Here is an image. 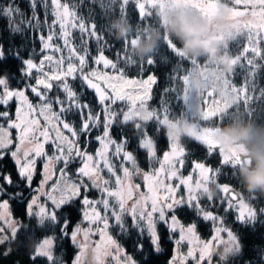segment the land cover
I'll use <instances>...</instances> for the list:
<instances>
[{
    "label": "snow or ice",
    "instance_id": "snow-or-ice-1",
    "mask_svg": "<svg viewBox=\"0 0 264 264\" xmlns=\"http://www.w3.org/2000/svg\"><path fill=\"white\" fill-rule=\"evenodd\" d=\"M27 2L30 14L22 12L16 0H9L7 4L0 6V14L8 20V31L11 34L19 35L22 40L29 38L38 40L41 44L39 61L31 55L27 58L21 56V49L10 54L20 61L19 71L23 83L19 88H12L9 85V79H15L14 76L10 73H0V121H2L0 122V223L11 229V240L16 238L20 227H26L13 221L8 212L9 200L19 199L25 204L24 213L27 217L35 218L41 227L59 225L60 237L68 239L79 248L74 264H81L82 257L89 249L88 240L92 234L100 236V241L91 249L92 264H151L150 255H144L145 240L149 254L161 252V235L158 230V225L161 224L167 228L169 239H172L174 244L175 253L169 264H186L189 258L194 264H213L215 249L223 243H235L237 235L225 226L224 217L207 211L201 205V198H206L209 205L219 203L225 213L235 209L237 212L235 219L241 224L254 225L260 216H264V207L257 209L246 202L243 194L234 186L218 182L225 167L231 169L232 176L236 177V170L243 163L242 153L234 148L223 147L212 127L201 128L198 123L190 120L215 119L219 124L233 108L235 109L233 112L243 109V113L252 118L255 111L251 106L253 101L264 98V89L260 90L258 96L255 95L254 83L259 70L264 68V0H226L232 24L221 30L219 34L229 37L235 34L232 42L238 38L245 41L239 54H231V63L234 66L232 72H225L219 65L210 62L201 65L197 60L187 57L173 39L162 37V46L176 57L191 64L190 70L182 69L180 65L174 69L176 78L185 85L183 95L176 92L177 100H181L186 109L183 114L188 117L185 134L203 149L207 157H218L215 167L207 161L194 162L193 171L199 178L195 183L191 175L180 179L179 183L187 186V195L179 197L176 195L177 187L166 183L165 179L171 180L178 176L179 169L184 167L189 150L181 146L175 136L168 139L170 150L163 153V162L151 173L139 170L133 153L126 150L128 141L123 135L119 143L111 137V129L118 115L112 106L118 101H130L128 110L120 114L122 123L126 125L133 121L138 112H142V123L135 124L139 146L148 150L147 156L150 160L156 157V146L147 131V124L157 121L163 125L170 119L168 108H165L161 114L147 107V101L152 98V86L158 80L157 76L152 73L147 79H124L123 69L105 56L104 49L107 45L99 47L97 55L92 58V64L102 65L104 69H113L118 75L110 76L107 72L98 71L96 67H89L90 53L86 42L85 47L77 52L70 42L72 37L68 29H78L82 39L87 36L99 44L103 40L99 33L105 30V25L98 29L95 23L86 24L76 18L69 4L62 3V0H27ZM117 2L120 15L125 17H127L128 5L130 3L134 5L138 25H145L148 20L155 19L157 11L163 15L168 6L189 8L205 18L214 15L219 8L218 0H112V4ZM38 5L44 8L43 20L37 12ZM49 14L52 17L50 22ZM54 39L61 40L63 47L54 45ZM135 42V39L120 41V51L115 53L117 61H123L126 65L137 64L130 63L125 55L128 47ZM63 48H67L69 52L66 67L65 57L62 54L59 59L47 54L51 51L62 53ZM157 53L140 61L141 68L144 65L154 66V57ZM73 58L76 63H72ZM7 59L5 48L0 44V62H5ZM237 67L245 71L239 86L233 82ZM181 72L186 74L180 75ZM70 80H79L81 89L91 90L98 104L102 106L105 115L103 131L100 135L92 137L93 131L101 126L99 114L93 112L91 106L83 99L84 92L76 91L69 83ZM113 80L127 85H138L137 90L141 94L129 95L112 84ZM101 81L107 83L111 94L101 87L99 83ZM29 91L36 98L35 104L27 95ZM169 91L176 90L165 89V93ZM205 94L213 98V102L209 105L207 101H203L202 106V98ZM217 96L220 97L219 100L215 99ZM13 102L16 103L14 112L9 110ZM73 115L78 118V124L69 119ZM174 116L176 115L172 114V117ZM37 117L43 118V124ZM61 129L67 130L70 136L65 135ZM13 130L17 133L15 137L12 135ZM81 137L85 145L83 150L80 147ZM90 137L100 145L95 156L87 151V146L91 143ZM46 146L51 147L52 155L48 154ZM111 146H115V156L123 157L120 169L122 176L116 174V169L108 160ZM41 158H43L41 186L35 190L30 200H25L24 193L18 189L21 186L25 190L32 188L37 171L36 163ZM5 159H11L18 180L4 170ZM78 160L80 166L73 173H69L70 166ZM126 162H131L132 167L123 166ZM55 165L61 166L58 169V179L53 180L50 191H46L45 186L49 184V180L57 176ZM104 170L111 174L112 180L102 178L101 173ZM136 175H142L147 181L150 195L138 193L140 185L132 182ZM162 175L165 179H161ZM210 185L216 187L215 195H205ZM9 188L12 189L11 193L8 191ZM91 189L97 190V198H89L88 192ZM161 191L165 195L161 196L159 194ZM41 196L46 199L42 201ZM75 201L80 202L83 209L82 221L89 227L85 228L78 223L69 232L70 221L65 217L63 223H60L57 212L63 207L73 205ZM182 206L195 210L204 221L212 222L213 230L209 239L201 240L197 234L196 223L188 225L181 223L176 212ZM112 227L118 228L121 235H127L132 239L134 251L141 255L142 262L129 255L109 233ZM3 233L4 228L0 227V244L9 241V236ZM174 234L178 235L174 238ZM57 239V236L50 235L37 242L30 256L32 264H38L41 259L47 264H63V261L55 255ZM185 243L190 247L187 253L183 254L179 249ZM193 244L196 247H191ZM7 254L8 252L4 253Z\"/></svg>",
    "mask_w": 264,
    "mask_h": 264
},
{
    "label": "trees",
    "instance_id": "trees-1",
    "mask_svg": "<svg viewBox=\"0 0 264 264\" xmlns=\"http://www.w3.org/2000/svg\"><path fill=\"white\" fill-rule=\"evenodd\" d=\"M8 2L9 0H0V6H3ZM16 3L21 8L22 12H24L25 14H30L27 0H16ZM62 3H68L70 9L74 11L76 18L83 20L86 24L95 23L98 29H101L102 26L105 25V30L100 31L99 33L103 37V40L99 44H97L93 39L87 36H84L82 39L81 33L78 29H68L71 32L72 37L70 42L72 46L76 48L77 52H79L82 47H85L86 42L87 50L90 53L89 67H96L98 71L105 70L116 72L115 70L110 68L104 69L102 65L94 66L92 64V58L97 55L99 47L101 45H107V47H105L104 49L105 56H107L109 59H112L113 62H116L118 64V67L123 69L124 75L134 78H147L149 74L154 73L157 76V83L153 85L152 98L148 102V106L151 110H155L162 114L164 109L168 108L171 119L180 117L184 120H188L187 115L183 114V112L186 110L183 102L181 100H177L176 98V92H179L181 95H183V89L185 85L181 80L176 78L174 69L177 67V65H180L182 69L190 70V62L181 60L180 58L176 57L166 47L162 46V43L156 51V53H158L154 57V66L144 65L143 68H141L140 61L146 58H141L137 54L136 50L132 47V45L128 47L125 55L127 56L130 63L137 64L126 65L123 61H117L116 59L115 53L120 51V41H131L132 39H135L136 41V39L140 37H146L150 39L151 35L154 32L163 30L161 25L163 15H161L159 11H157L155 19L153 18L151 20H148L147 24L145 25H138V19L135 13L134 5L131 3L127 8V17L120 15L119 3L117 2L116 4H112V0H62ZM37 12L40 18L43 20L45 14L43 6L38 5ZM118 17L124 18L131 24L132 30L127 37L117 38V29L114 26V21ZM51 19L52 17L49 14L48 21L50 22ZM57 32H59V29H57ZM232 40L230 41L229 48L226 51H228L230 55L239 54L240 50L244 46L245 41L242 38H238L233 42ZM0 44L4 46L6 56H8V59L5 62H0V73H10L12 76H14L15 79H9V85L12 88H19L23 83V81L21 80V73L19 71L21 67L20 61L13 58L10 54L17 49H21V56L27 58V56L31 55L35 60L39 61V59L41 58L39 51L41 48V44L38 40H34L31 38L22 40L19 35L11 34L8 31V20L5 19L2 14H0ZM53 44L63 47L62 41L58 39H54ZM176 44L179 45V41H177ZM50 53L57 59H59L62 54L65 57L66 67V64L68 62L67 57L69 56L67 48H63L62 53L56 51H51ZM121 55H124V53H121ZM197 61L201 65H203L205 62L212 63L211 61H208L206 57H201ZM257 62L259 63L260 61ZM72 63H76L75 58H73ZM241 63H244V61H241ZM87 70L88 69H86V71ZM183 74L186 73H180V75ZM244 75L245 71L237 67L235 75L233 77V82L239 86L243 81ZM69 83L76 91L84 92L83 99L87 101L95 114H99L101 119V126L93 131L92 137L100 135L103 131V121L105 114L102 106L98 104L95 94L91 90H88L86 88L81 89L79 80H70ZM254 83L256 85L255 95L258 96L260 90L264 89V68H261L259 70L258 74L255 77ZM165 89H175L176 91H169L165 93ZM53 91L55 92L56 89H54ZM27 94L28 97L36 103V98L34 97V95L30 91ZM126 103L127 101H120L112 106L113 110L116 111L118 115L111 129V137L113 140L119 143L121 140V136L123 135V137L128 141L126 150L133 153L134 157L137 160V166L139 170L141 172L150 173L148 171L156 169L160 166V163L163 159V153L170 149V141L166 138L165 129L162 125H160L157 121L148 122L147 131L152 136L156 146V157L150 160L147 156L148 150L143 149L139 146V139L137 138L135 128V124L138 122L130 121L126 125L122 123V116L120 114L127 109ZM251 106L253 109H255L252 118L246 116L243 113V109H241V111L239 112H233L235 111V109L233 108L229 110L230 114L226 115L223 122L219 124H217V121L215 119L211 121L194 122L199 123L201 126L212 127L214 129L224 128L232 124L246 125L251 123L258 128L264 126V98L254 100ZM15 107L16 103L13 102L9 110L14 112ZM172 114L176 116L172 117ZM69 119L75 121L77 124L79 123V120L75 115L70 116ZM139 123H142V121H140ZM92 137L89 138L91 140V143L87 146V151L88 153H92L95 156V153L99 149L100 145L94 139H92ZM178 140L180 141L181 146L189 150L188 155L185 157L184 167L182 169H179L180 175H191L195 173L193 171V167L194 162L196 161H207L213 167L216 166L218 157H207L203 149L198 146V144L193 143L186 134L182 137H178ZM80 147L82 150L85 147L83 143V137H81L80 140ZM114 152L115 146H111L108 152V160L116 169V174L122 176V172L120 169L122 166L121 161L123 160V157L115 156ZM78 165H80L79 160L76 163H73L70 168L74 166L78 168ZM3 166L5 171L11 173L13 178L18 180L11 159H5L3 161ZM123 166H128L130 168L132 167L131 162H126ZM60 167V165H57L56 167L57 174ZM42 170L43 164L42 162H40L38 165L37 173L32 183V188L29 190H25L24 187L21 186L18 189V191H22L24 193L25 200H30L31 197L35 194L36 187L39 185L42 179ZM101 175L103 179H113V177L107 172V170H104ZM240 175L241 174L239 168L236 170V177H234L232 176V170L225 167L222 169V175L218 178V182L221 184L229 183L231 186L237 188L243 194L245 200L251 203L257 209L264 207V195H261L259 193H247V191L239 181ZM140 176L141 175H136L134 176L135 178L133 177V179L140 185H144V187H147V181L142 180ZM57 179L58 177L55 176L53 180ZM210 187L211 185L208 187L207 193H209ZM8 191L11 193L12 189L9 188ZM147 192L144 191L143 194H146ZM88 195L89 198H97L98 192L95 189H91L88 192ZM182 195H187V191L183 186L180 190V196ZM209 195H211V193H209ZM4 199H8V197H4ZM41 199L43 201L46 198L42 197ZM201 205L205 207L207 211H212L215 214L224 217L225 226L230 228L239 237V240L243 245L242 253L231 259L229 261V264H264V216H260L258 218V221L254 225L241 224L235 219V216L237 215L235 209L228 213H225L223 211V207L219 203L209 205L206 198L204 197L201 198ZM24 207V202L20 201L19 199L9 200V210L12 214V217L19 220L20 225H25L26 227L19 228L14 240H11V238L9 237L10 242L6 241L5 243L0 244V264H32L30 256L35 244L50 235H55L58 237L55 247V255L63 261V264H72V261L77 254L78 249L68 239L60 237L59 225H51L45 227L39 226L35 218L27 217L25 215ZM49 207H51L50 202ZM82 210L83 209L80 202L75 201L73 205L63 207L57 212L58 221L60 223H63L64 218L67 217V219L70 221L68 230L69 232H71L74 226L81 221ZM101 212L103 214V209H101ZM176 215L184 224L196 223L197 231L201 238L207 239L210 237L213 230L212 222L204 221L201 217L198 216L195 210L187 206H182L178 208ZM158 230L161 235L162 251L159 253L149 254V252L147 251V242L145 240L146 251L144 255H150L151 264H169V261L174 255L175 250L173 240L169 239V233L164 225H158ZM109 232L127 250L129 255L133 256L138 262H142V257L139 253L134 251L133 241L129 236L121 235L119 229L116 227L110 228ZM175 235L178 234H174V237ZM9 249L11 250L9 251ZM5 252H8V254L4 255ZM218 258V256H214L215 260ZM38 264H47V262L41 259L40 261H38ZM186 264H194V261L190 260Z\"/></svg>",
    "mask_w": 264,
    "mask_h": 264
},
{
    "label": "clouds",
    "instance_id": "clouds-1",
    "mask_svg": "<svg viewBox=\"0 0 264 264\" xmlns=\"http://www.w3.org/2000/svg\"><path fill=\"white\" fill-rule=\"evenodd\" d=\"M218 2V11L208 18L182 7H166L161 21L163 30L154 32L150 39L137 38L132 47L141 58H150L162 43V37L167 36L169 39L174 38V43L179 41L178 47L187 57L197 60L206 57L208 61L219 64L223 71L232 72L234 66L231 63V55L226 50L235 34L231 37L218 34L219 29H226L232 24L226 0ZM114 26L117 29V38L127 37L132 30L130 22L120 17L116 18ZM185 125V120L178 117L170 118L169 122L162 126L166 138L170 139L172 136L185 135ZM216 135L223 147L234 148L242 153L243 163L238 166L241 174L239 181L247 193L264 195V126L258 128L251 123L232 124L217 128ZM209 193L215 195L216 187L211 186ZM242 250L243 245L237 236L235 243H223L215 249V256L219 257L221 264H229Z\"/></svg>",
    "mask_w": 264,
    "mask_h": 264
},
{
    "label": "rangeland",
    "instance_id": "rangeland-1",
    "mask_svg": "<svg viewBox=\"0 0 264 264\" xmlns=\"http://www.w3.org/2000/svg\"><path fill=\"white\" fill-rule=\"evenodd\" d=\"M219 3V2H218ZM183 8V7H182ZM185 10H191V11H193L194 13H198V12H196V11H194V10H192V9H189V8H184ZM219 9V8H218ZM218 9H217V11H218ZM216 11V12H217ZM230 16V15H229ZM224 28H221V29H219L218 30V34L220 33V31L221 30H223ZM220 35V34H219ZM47 54H50L51 55V53L49 52V53H47ZM47 69V68H46ZM100 72H107V74L108 75H110V76H116V75H118V73L117 72H111V71H105V70H99ZM124 79H147V78H134V77H129V76H126V75H124ZM100 83V85H101V87L102 88H104L106 91H108L109 92V94H111V89H109L108 88V85H107V83H105V82H99ZM111 83L112 84H115L116 85V87L117 88H119V89H122L124 92H126V93H128L129 95H133V96H135V95H139V94H141L137 89H138V85H127V84H123L122 82H119V81H116V80H113V81H111ZM208 90H210V89H208ZM28 95V94H27ZM152 95H153V86H152V90H151V97H152ZM220 99V97H215V99H217V100H219ZM30 99V98H29ZM34 104H35V102L32 100V99H30ZM127 101V100H126ZM203 101H207L208 102V104L210 105V104H212V102H213V98H210V97H208L206 94H205V96L202 98V106H203ZM118 102H120V101H118ZM148 102L149 101H147V107H148V109L149 110H151L150 108H149V106H148ZM127 109L126 110H124V111H127L128 110V108H129V106H130V101H127ZM137 106H139V104L137 105ZM123 111V112H124ZM38 119H40L41 120V123L43 124V118L42 117H37ZM142 118H143V113L142 112H138L137 114H136V117H134L133 118V121H135V122H140V121H142ZM185 122L186 123H188V120H185ZM190 122H194V121H190ZM197 123V122H196ZM199 124V123H198ZM199 126L201 127V128H203V127H205V126H201L200 124H199ZM213 130L216 132V129H214L213 128ZM61 131H63L64 132V134L65 135H69L70 136V133L67 131V130H64V129H61ZM12 135H13V137H15L16 135H17V133H16V131L15 130H13L12 131ZM177 138V140H178V137H176ZM47 147V151H48V154L49 155H52L53 153H52V149H51V147L50 146H46ZM170 150V149H169ZM168 150V151H169ZM89 154H92V153H89ZM93 155V154H92ZM40 162H42V164H43V158H41V159H39V160H37V163H36V169L38 170V165H39V163ZM162 162H163V159H162ZM161 162V163H162ZM80 165H78V167H79ZM57 167V165H55V168ZM167 167V166H166ZM77 167L76 166H74V167H72V168H69V173H73L74 171H75V169H76ZM159 168V167H158ZM157 169V168H156ZM154 169H152V170H150V171H148V172H152ZM43 171V170H42ZM180 171V170H179ZM178 171V176L177 177H174V178H172L171 180H167V179H165V177L162 175L161 176V179H165V182L166 183H170V184H172L174 187H177V193H176V195H177V197H179L180 196V190H181V188H182V186L186 189V185H181L180 183H179V181H180V179H183V178H186L187 176H189V175H180V172ZM36 173H37V171H36ZM191 176L193 177V183H195V181L199 178L198 177V175L196 174V173H193V174H191ZM35 177V176H34ZM57 177H58V174H57ZM141 178H142V180H144L143 179V176L141 175L140 176ZM55 178V176H53V178L51 179V180H49V183L50 184H48L47 186H45V190L46 191H50V189H51V185H52V183H53V179ZM135 178V177H134ZM42 179H43V175H42ZM42 179H41V181H42ZM73 179H75V177H73ZM34 180V179H33ZM41 181H40V183H39V185L36 187V189H38V188H40V186H41ZM86 183H87V181H85ZM134 184H139V183H137L134 179H133V181H132ZM140 185V184H139ZM144 191H146L147 192V187H144V185H140V188L138 189V193H143ZM161 196H163V195H165V193H163L162 191L159 193ZM145 195H149V193L147 192ZM43 196H41V198H42ZM42 200V199H41ZM247 202V201H246ZM8 212H10V210L8 209ZM102 213V212H101ZM10 214H11V212H10ZM11 219L13 220V221H16V222H18V224H19V220H17V219H14L13 217H12V214H11ZM179 219V218H178ZM180 220V219H179ZM181 221V220H180ZM79 223H81L82 224V226L83 227H85V228H87V227H89V225L86 223V222H83L82 221V219H81V221L79 222ZM181 223H183V222H181ZM184 224V223H183ZM184 225H188V224H184ZM0 227H2V228H4V233H3V235H6V236H9L10 237V231H11V229L10 228H8L7 227V225H5V224H3V223H0ZM93 232L95 233V226H93ZM110 233V232H109ZM197 234H198V231H197ZM199 235V234H198ZM200 236V235H199ZM175 238V237H174ZM200 238H201V236H200ZM210 238V237H209ZM209 238H207V239H209ZM81 239H82V236H81ZM207 239H203V238H201V240H207ZM225 239H226V236H225ZM100 241V236H99V234H92V235H90L89 236V240H88V244H89V249L88 250H86V252H85V255L82 257V260H81V264H92V251H91V249L94 247V245L97 243V242H99ZM190 247V245H188L187 243H185V244H183V245H181L180 246V249H179V251H180V253H183V254H186L187 253V251H188V248ZM191 247H196V245H191ZM77 254L75 255V257L79 254V248L77 247ZM174 253H175V250H174ZM75 257H74V259H75ZM74 259H73V261H72V264H74ZM219 259V258H218ZM218 259H214L213 258V264H221L220 262H219V260ZM190 260H192L191 258H189V260L188 261H190ZM187 261V262H188ZM186 262V263H187Z\"/></svg>",
    "mask_w": 264,
    "mask_h": 264
},
{
    "label": "water",
    "instance_id": "water-1",
    "mask_svg": "<svg viewBox=\"0 0 264 264\" xmlns=\"http://www.w3.org/2000/svg\"><path fill=\"white\" fill-rule=\"evenodd\" d=\"M236 190L238 191V192H240L237 188H236ZM241 193V192H240ZM242 194V193H241Z\"/></svg>",
    "mask_w": 264,
    "mask_h": 264
}]
</instances>
